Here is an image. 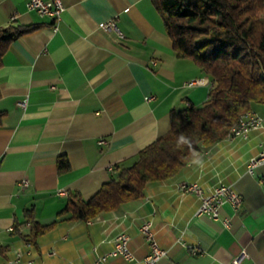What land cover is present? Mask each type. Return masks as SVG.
<instances>
[{
	"label": "crops",
	"instance_id": "1",
	"mask_svg": "<svg viewBox=\"0 0 264 264\" xmlns=\"http://www.w3.org/2000/svg\"><path fill=\"white\" fill-rule=\"evenodd\" d=\"M61 1L64 10L53 22L28 10L26 0H0V27L39 24L14 38L1 58L0 262L96 264V254L112 249L123 231L136 259L115 256L103 264H143L150 245L139 226L151 218L154 238L167 251L157 264H231L242 251L239 264H264V167L246 170L249 157L264 147V132L251 131L247 139L226 135L196 151L172 177L148 182L141 197L94 218L58 216L68 192L89 198L116 165L131 163L165 135L172 110L203 104L211 81L176 55L152 0ZM109 19L115 28L98 26ZM192 79L199 82L187 86ZM249 110L264 116V102H252ZM59 156L68 160L61 171ZM181 181L205 191L227 183L242 204L236 211L223 205L218 219L198 216L200 200L182 193ZM28 208L40 224L57 221L34 242L24 239ZM225 216L231 220L226 228ZM191 246L200 252L192 254Z\"/></svg>",
	"mask_w": 264,
	"mask_h": 264
},
{
	"label": "trees",
	"instance_id": "2",
	"mask_svg": "<svg viewBox=\"0 0 264 264\" xmlns=\"http://www.w3.org/2000/svg\"><path fill=\"white\" fill-rule=\"evenodd\" d=\"M179 58L198 65L210 77L207 99L170 113L169 131L139 150L129 164H118L110 178L87 199L67 193L58 216L88 220L119 204L141 197L148 182L176 174L229 132L238 116L252 102H264V0H152ZM39 24L0 27V65L8 44ZM4 112L0 111V119ZM57 169L68 167L64 156ZM29 242L51 229L57 221L40 224L32 208L25 209Z\"/></svg>",
	"mask_w": 264,
	"mask_h": 264
},
{
	"label": "built area",
	"instance_id": "3",
	"mask_svg": "<svg viewBox=\"0 0 264 264\" xmlns=\"http://www.w3.org/2000/svg\"><path fill=\"white\" fill-rule=\"evenodd\" d=\"M26 8L37 12L42 17H49L53 22H56L60 19L61 13L64 10V4L61 0H26ZM15 17L16 16L13 15L12 19ZM98 26L101 29L108 31L109 29L115 28V22L113 19H109L99 23ZM119 35L121 36V34ZM198 82V79H192L186 82V85L192 86ZM151 98H153V96H146V99ZM19 103L24 105L22 102ZM251 131L264 132V116L247 109L242 112L232 124L227 136H236L242 139H247ZM98 141L99 143H103L104 140ZM260 167H264V147H262L255 155L249 157L246 162V170L249 174L253 173L256 168ZM109 169L114 170L113 166H109ZM19 184L22 188H25L28 186V180L23 178ZM177 188L182 193L191 192L199 198L200 202L196 210L198 216L204 215L211 219H218L219 209L223 205L228 204L234 211H236L242 204V196L238 191L234 190L231 185L224 182L216 183L208 191H205L197 182L181 181L177 183ZM222 222L226 228L230 225L231 220L225 216V218L222 219ZM152 224V219L146 218L139 226L140 233L150 245L148 255L144 256L142 260L143 264H157L159 259L167 252L157 244L154 238V232L152 231ZM129 239L130 236L126 232H118L113 238V248L96 254L94 262H96V264H103L108 258L115 256H120L128 261L135 260L134 253L128 246ZM190 252L192 254H197L200 250L191 246ZM51 253H54V251H51ZM245 255V252L242 251L239 256H236L231 260V264H239L240 259ZM15 262L16 259H7L0 262V264H14ZM173 264L181 263L174 262Z\"/></svg>",
	"mask_w": 264,
	"mask_h": 264
}]
</instances>
